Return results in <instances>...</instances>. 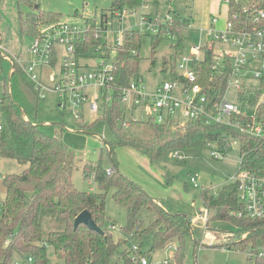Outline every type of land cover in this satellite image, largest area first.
Returning <instances> with one entry per match:
<instances>
[{
    "label": "trees",
    "instance_id": "trees-1",
    "mask_svg": "<svg viewBox=\"0 0 264 264\" xmlns=\"http://www.w3.org/2000/svg\"><path fill=\"white\" fill-rule=\"evenodd\" d=\"M30 11L19 16L20 31L28 37L38 33V26L60 21L56 13H44L38 7L34 8L32 0H22ZM143 0H111L110 10L127 7L133 9ZM179 0H167L169 4ZM254 1L257 8L264 10V0H229L228 17L238 12L240 19H245L241 6ZM167 17L159 24L156 33H142L135 29H125L121 34V43L116 47L114 61L115 92L106 110L96 117L89 125L81 128L91 131L100 124L107 125L112 132V139L104 141L111 159L110 168H104L99 162L85 163L82 174L85 179H93L102 192L88 193L76 189L71 181L73 169L72 151L62 139L64 125L61 123H43L29 114L14 98L17 96L31 97L32 101L40 100L32 81L18 63L11 65L7 76H2L4 48L0 42V112L6 117V128L0 130V159L12 158L26 165L20 173L5 174L2 177L4 196L0 200V264H13L17 256L22 257L23 264H48L47 247L50 246L54 255L63 260L64 264H111L113 256L125 259L129 254L128 241L139 242L144 251L145 241L150 252L166 246L173 247V256L178 264L183 263L185 237L190 232L189 219L185 214L174 213L169 209H157L156 199L149 196L140 186L127 179L118 169L114 150L117 146H129L150 161L160 160L169 148L204 147L210 141H215L221 147L226 137H234L239 141V168L247 170L260 178H264V135L253 136L243 132H235L230 127L220 124L206 125L201 119H191L174 126L169 123L147 122L152 128L151 138L143 139L124 133L123 107L119 97L118 87H126L140 77L139 51L145 37L151 39L150 65L155 64L154 47L162 38L169 36L176 40L171 49L177 52L182 48L180 28L187 26L192 20L191 15H184L179 9H169ZM104 16V15H103ZM248 21V19H247ZM264 23V20L262 21ZM98 43V41H89ZM3 48V49H2ZM84 45L79 52L87 50ZM173 59L164 58L163 69L169 68L170 76L176 75ZM209 54L203 61L194 66L197 70V81L206 91L209 104L220 99L226 89L225 75L213 74L209 69ZM264 93V78L257 82L255 96ZM242 95H240L241 97ZM243 99V98H242ZM257 117L264 118V99L256 107ZM232 118L241 120L235 115ZM113 188V200L121 205L126 212V222L120 230L125 238L115 242L108 231V219L104 211V196L108 188ZM237 184L229 182L223 185L217 194L203 191L201 200L205 207L215 211L214 218L234 225L237 234L264 229V217L253 220L246 217L230 215L232 211L241 210L237 200ZM162 203V202H161ZM163 204V203H162ZM164 205V204H163ZM142 208L152 212L151 220L145 229H141L139 212ZM87 209L95 224L104 233L90 230L79 224L74 228L76 215ZM58 224V225H57ZM48 226V227H47ZM57 226V228H55ZM45 229H50L45 232ZM264 238V236H263ZM262 239V238H261ZM231 240V239H230ZM256 241V239H255ZM226 247L245 248L248 239L225 241ZM224 243V244H225ZM254 252H259L256 248ZM31 258L28 262L27 259ZM116 258V259H117ZM259 260V259H256Z\"/></svg>",
    "mask_w": 264,
    "mask_h": 264
},
{
    "label": "rangeland",
    "instance_id": "rangeland-1",
    "mask_svg": "<svg viewBox=\"0 0 264 264\" xmlns=\"http://www.w3.org/2000/svg\"><path fill=\"white\" fill-rule=\"evenodd\" d=\"M149 7L146 13L152 15L153 19L164 20L169 9H179L184 11V15H191L192 25L180 28L179 35L182 37V48L175 52L171 49V44L175 38H162L154 47L155 54L153 66L150 65L151 59V39L147 35L143 41L139 55L141 58L139 65V75L141 76L146 88L151 90L155 86L170 78L169 68L163 69L162 62L165 57L177 60L180 54L188 53L193 45L202 43V35L195 24L200 26L205 19L206 13L214 10V15L218 17L216 27L220 29L226 16V4L223 0H179L169 4L167 0H147ZM34 8L38 7L44 13H56L60 15V21L67 23H83L86 19L100 23L103 15L110 16L111 0H32ZM219 9V12H218ZM30 11V7L22 0H0V40L1 44L16 53L23 65L30 63L32 57L28 52L29 37L22 33L19 27V16L25 15ZM144 11L141 5L134 7L129 14L123 18L114 17L112 26L109 28L107 41L111 44L120 36L124 29H139L141 12ZM20 14V15H19ZM92 52L95 50L91 49ZM105 49H103L104 51ZM102 49L96 51L97 56L103 54ZM107 51V50H106ZM115 57V52L106 55V62H110ZM97 58H91L89 63H96ZM17 63V62H16ZM61 59L58 56L54 65L48 69L40 66L33 67L29 72L30 77H38L48 85L53 84L54 75L57 76L60 70ZM8 60L3 62L2 76H7L10 70ZM257 80L253 78L249 82L250 87L257 86ZM248 85V84H247ZM247 97L244 110L247 114H252L261 101L260 97L255 96L253 89H243ZM2 88L0 86V96ZM236 91L229 90L226 94L228 100L238 103ZM14 98L22 107L37 121L43 123H61L64 125L62 139L72 151L73 169L71 181L74 187L80 191L99 193L101 188L93 179H85L82 174V167L85 163L99 162L104 168H110L111 159L104 141L112 139V132L107 125L100 124L91 131L81 128V125H89L95 116L90 115L87 109L84 110L82 121L73 118L69 111L70 106L62 107L59 105L58 97L53 92H47L45 99L32 101L31 97H18L16 91ZM0 124L6 128V117L0 112ZM152 128L147 122H137L124 127V133L129 136L149 139L151 138ZM229 146L225 147V156L215 158L210 156L211 149L208 145L204 147L189 148H169L160 160L150 161L148 157L129 146H117L114 150L119 171L130 181L134 182L145 191L149 196L156 199L157 209L163 211L170 210L174 213L185 214L189 219L190 232L185 237L183 263L182 264H260L255 257L250 254L255 248L264 251V229L248 232L241 231L239 234L234 232V225L225 221H209L206 224L195 220L197 213L205 206L201 200L203 191L209 194H217L224 184L229 183V178L240 168L239 141L227 136ZM212 148H216L215 141L210 142ZM178 151L183 158H176L173 153ZM26 165L18 163L12 158L0 159V200L4 196V186L2 177L5 174L20 173ZM190 175H195L198 183L194 187L189 180ZM104 211L107 216V228L111 238L119 242L125 238V234L120 230L126 222L125 209L117 204L112 197L113 188L104 190ZM164 204H162V203ZM231 215V213H230ZM141 229L147 227L151 220L152 212L142 208L139 212ZM58 225V224H57ZM48 227V226H47ZM57 228V226L55 227ZM50 229H45L47 232ZM262 238V239H261ZM231 239V240H230ZM234 239H248L249 245L245 248H227L225 241L233 242ZM256 239V241H255ZM146 237L136 242L144 241ZM133 239L128 241V246L134 243ZM153 250L149 254L151 263H156L165 257L173 255V247ZM225 243V244H224ZM144 251L149 248V242L145 241ZM228 246V245H227ZM230 247V246H228ZM48 264H64L63 260L58 259L50 246L47 247ZM117 257L113 256L111 261ZM16 259L22 262V257ZM261 260V259H260Z\"/></svg>",
    "mask_w": 264,
    "mask_h": 264
},
{
    "label": "built area",
    "instance_id": "built-area-1",
    "mask_svg": "<svg viewBox=\"0 0 264 264\" xmlns=\"http://www.w3.org/2000/svg\"><path fill=\"white\" fill-rule=\"evenodd\" d=\"M226 4V16L223 26L216 27L218 17L210 15L207 24L199 27L202 43L190 47L188 53H182L175 61L176 75L168 80L158 83L154 89H147L140 77L132 80L128 86L117 88L123 107L124 117L122 126L127 127L137 122L154 121L156 123L183 124L191 119H201L206 125L220 124L230 127L235 132H243L253 136L264 135V118L257 117L256 109L252 114L244 110L247 97L243 89L256 92V86L250 87L249 82L264 78V10L257 8L254 1L242 5L241 10L245 19L238 17V12L228 17L229 0H223ZM144 11L141 12L139 30L142 33H156L159 24L164 20L153 19L146 13L149 7L147 0L140 4ZM131 9L126 6L110 11V16L104 15L100 23L86 19L83 23H67L64 21L42 24L38 26V33L31 36L28 46L32 60L23 65L17 56L4 48L3 57L12 63L17 62L27 73L32 81L39 99H45L47 92H53L58 97L59 105L70 106L69 111L73 118L82 121L84 110L95 118L103 113L113 99L115 92L114 59L106 62V55L115 52L121 43V34L113 44L107 41L109 28L114 17L123 18ZM248 19V21H247ZM190 22L187 27H190ZM133 29V28H128ZM125 30V29H124ZM98 43H89V41ZM87 45L84 52L79 48ZM95 49L93 52L91 49ZM3 49V48H2ZM105 49L101 56L96 51ZM107 50V51H106ZM209 54V69L213 74L225 75L226 89L224 95L209 104L206 91L197 81L195 64L203 61ZM61 59L60 70L54 75L53 84L48 85L38 77H30L29 72L33 67L40 66L43 69L52 67L57 57ZM91 58H97V62L89 63ZM248 84V85H247ZM236 91L238 103L227 99L229 90ZM240 95H242L240 97ZM243 98V99H242ZM264 99V93L260 95ZM238 115L241 120L232 118ZM94 118V119H95ZM1 130V124H0ZM212 142V141H210ZM207 143L210 156L222 158L225 156V147L229 146L227 140L219 147L212 148ZM173 156L183 158L180 152L175 151ZM189 180L194 187L198 186L195 175H190ZM229 182L237 184V200L242 209L232 211L235 216L258 220L264 217V178H260L244 169H239L229 178ZM215 211L204 207L195 216V220L205 224L211 220ZM129 254L125 259H115L111 264H178L171 254L159 262L151 263L149 257L140 249L139 243L129 245ZM256 259H261L264 264V251L250 254ZM28 262L31 258L28 257ZM13 264H23L17 259Z\"/></svg>",
    "mask_w": 264,
    "mask_h": 264
},
{
    "label": "water",
    "instance_id": "water-1",
    "mask_svg": "<svg viewBox=\"0 0 264 264\" xmlns=\"http://www.w3.org/2000/svg\"><path fill=\"white\" fill-rule=\"evenodd\" d=\"M79 224H83L90 230L97 231L100 234L104 233V231L95 224L90 212L87 209L82 210L76 215L73 223L74 228H76Z\"/></svg>",
    "mask_w": 264,
    "mask_h": 264
},
{
    "label": "crops",
    "instance_id": "crops-1",
    "mask_svg": "<svg viewBox=\"0 0 264 264\" xmlns=\"http://www.w3.org/2000/svg\"><path fill=\"white\" fill-rule=\"evenodd\" d=\"M212 11H210V12H208V13H206L205 14V16H204V18L203 19H205L202 23H204V22H206V23H204L203 25H200V26H198V25H196L195 24V27L196 28H199V27H201V26H204V25H206L207 24V21H208V18H209V16L210 15H213V14H215L214 13V10L213 9H211ZM218 12H219V9H218ZM30 38L31 37H29V41H30ZM0 42H1V40H0ZM2 46H3V48H5V49H7V50H9V51H11L10 49H8L6 46H4L3 44H1ZM28 50V49H27ZM11 52H13V51H11ZM14 53V52H13ZM15 55H16V53H14ZM17 56V55H16ZM20 56V55H19ZM19 56H17V58H19ZM5 60H7V59H5ZM8 62H9V64H10V66H9V68L11 67V65H13L12 64V62L10 61V60H8ZM211 221H216V223H218V222H220V221H223V220H220V219H217V218H214V215H212V217H211ZM235 230H237V229H235ZM234 230V231H235ZM228 248V247H227ZM260 264H263V262H262V260H257Z\"/></svg>",
    "mask_w": 264,
    "mask_h": 264
}]
</instances>
